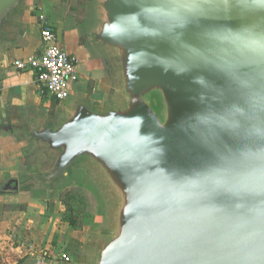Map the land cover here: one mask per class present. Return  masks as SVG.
Listing matches in <instances>:
<instances>
[{
    "label": "water",
    "instance_id": "95a60500",
    "mask_svg": "<svg viewBox=\"0 0 264 264\" xmlns=\"http://www.w3.org/2000/svg\"><path fill=\"white\" fill-rule=\"evenodd\" d=\"M28 1L0 0V41ZM97 9L89 42L111 97L77 93L54 120L8 123L37 154L9 189L51 197L75 169L92 173L112 208L87 264H264V0Z\"/></svg>",
    "mask_w": 264,
    "mask_h": 264
},
{
    "label": "crops",
    "instance_id": "0c3cea01",
    "mask_svg": "<svg viewBox=\"0 0 264 264\" xmlns=\"http://www.w3.org/2000/svg\"><path fill=\"white\" fill-rule=\"evenodd\" d=\"M37 4L38 0H29L16 27L0 41V264H87L89 239L98 230L91 228L93 222L79 228L71 225L57 193L78 187L70 181L73 176L58 183L51 197L36 188L9 189L13 179L35 168L37 154L21 135L4 129L8 123L23 116L54 120L68 111L77 93L99 105L112 93L109 72L94 47L81 42L76 33L63 32L59 20L52 21L46 11L60 44L79 61L69 101L41 97L34 71L11 67L15 59L41 52Z\"/></svg>",
    "mask_w": 264,
    "mask_h": 264
},
{
    "label": "rangeland",
    "instance_id": "374dc122",
    "mask_svg": "<svg viewBox=\"0 0 264 264\" xmlns=\"http://www.w3.org/2000/svg\"><path fill=\"white\" fill-rule=\"evenodd\" d=\"M97 1L63 0L61 4L57 5L51 0H38L39 4H37V7H41L43 11H46L50 19L55 23H57L58 19L63 32L68 34L76 33L80 37L81 42H86L92 48L93 46L89 42V36L95 28L98 21L97 18L99 17ZM93 49L95 51L94 54H99L95 48ZM69 98L65 101H69ZM78 170L73 171L70 177L72 178L73 176V179L70 181H73L72 183L78 186L75 188L81 190L82 195L86 199L87 206L86 210H79L80 212L77 210V224L81 227L85 222H93L91 228L101 231L108 221L112 208L111 202H109L110 200H108L105 194V189L99 184L96 177L94 178L92 173H89L84 168ZM65 190H58V195L60 196Z\"/></svg>",
    "mask_w": 264,
    "mask_h": 264
},
{
    "label": "built area",
    "instance_id": "2783aa9c",
    "mask_svg": "<svg viewBox=\"0 0 264 264\" xmlns=\"http://www.w3.org/2000/svg\"><path fill=\"white\" fill-rule=\"evenodd\" d=\"M35 10L38 12L41 52L28 58L15 59L11 67L19 72L34 71L38 94L61 102L69 97L72 84L78 80L79 61L60 44L59 33L43 9L36 6Z\"/></svg>",
    "mask_w": 264,
    "mask_h": 264
},
{
    "label": "trees",
    "instance_id": "16d2710c",
    "mask_svg": "<svg viewBox=\"0 0 264 264\" xmlns=\"http://www.w3.org/2000/svg\"><path fill=\"white\" fill-rule=\"evenodd\" d=\"M59 200L64 206L66 220L74 227L79 228L77 213L79 210H86L87 206L86 199L82 195L81 190L75 187L67 189L60 194Z\"/></svg>",
    "mask_w": 264,
    "mask_h": 264
}]
</instances>
